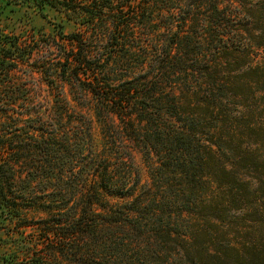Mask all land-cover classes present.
<instances>
[{
    "label": "trees",
    "instance_id": "trees-1",
    "mask_svg": "<svg viewBox=\"0 0 264 264\" xmlns=\"http://www.w3.org/2000/svg\"><path fill=\"white\" fill-rule=\"evenodd\" d=\"M33 1L83 28L66 62L84 101L60 117L79 178L74 205L25 194L46 218L18 225L41 236L2 264H264V0ZM8 139L12 221L24 177Z\"/></svg>",
    "mask_w": 264,
    "mask_h": 264
},
{
    "label": "rangeland",
    "instance_id": "rangeland-1",
    "mask_svg": "<svg viewBox=\"0 0 264 264\" xmlns=\"http://www.w3.org/2000/svg\"><path fill=\"white\" fill-rule=\"evenodd\" d=\"M80 30L83 28L74 15L49 6L40 11L33 0H0V137L12 138L22 156L18 172L24 177L15 187L17 197L23 198L19 201L20 220L15 217L11 221L0 213V264L13 253L23 258L25 243L41 236L35 225H18L23 222L21 216L33 224L46 218L30 210L25 194L40 196L49 189V200L64 195L74 205L79 178L74 175V134L68 137L70 144L64 141L60 117L65 114L63 103L68 102L65 120L69 126L74 122V101H84L81 89L74 84V65L66 62V57L74 54L71 37ZM104 50L102 46L103 54ZM7 56L20 62L13 71L4 64L10 60ZM36 166L41 168L36 171ZM38 178H50V183L40 184ZM33 179L37 183L31 185V191Z\"/></svg>",
    "mask_w": 264,
    "mask_h": 264
}]
</instances>
